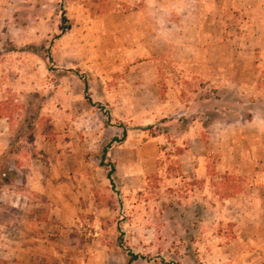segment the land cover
I'll list each match as a JSON object with an SVG mask.
<instances>
[{"label": "rangeland", "instance_id": "rangeland-1", "mask_svg": "<svg viewBox=\"0 0 264 264\" xmlns=\"http://www.w3.org/2000/svg\"><path fill=\"white\" fill-rule=\"evenodd\" d=\"M256 2L170 0L163 7L144 0L134 6L121 0H0V87L10 93L0 100V114L11 127L10 146L0 156V196L17 191L22 206L19 215L0 198V220L34 223L24 232L42 239H34L35 246L48 254V264H225L209 254L236 236L235 217L226 208L242 204L230 197L245 191L246 181L217 172V153L210 155V184L192 168L182 170L180 161L191 141L211 139L207 126L213 123L222 130L226 122L253 120L264 129V70L257 71L264 41L257 46ZM67 49L98 69L105 52L114 62L121 61L119 49H141L133 62L143 66L119 74L132 73V99L94 100L101 94L93 83L99 76L89 67H60ZM63 91L73 100H64ZM111 139L119 140L114 158L128 163L148 141H157L159 172L133 180L122 166L116 188L96 189L102 199L94 197L92 210L84 204V212H55L41 227L43 189L54 192L55 207L61 190L57 181L33 178L45 169L46 146L83 149L96 172L97 155ZM65 164L72 168L74 162ZM72 183L66 184L69 205L77 190ZM8 225L6 232H14ZM132 253L142 257L129 262ZM10 262L0 258V264Z\"/></svg>", "mask_w": 264, "mask_h": 264}, {"label": "crops", "instance_id": "crops-1", "mask_svg": "<svg viewBox=\"0 0 264 264\" xmlns=\"http://www.w3.org/2000/svg\"><path fill=\"white\" fill-rule=\"evenodd\" d=\"M123 5H135L140 0H121ZM146 2L155 3L163 7H167V1L170 0H144ZM256 1V0H255ZM257 4L254 8L257 9L256 17V33H257V46L261 45L264 41V0H257ZM264 48V43L262 44ZM66 50V49H65ZM67 62L62 63L60 67H66L68 69L89 67L93 71H96L97 76L94 80V87H98L101 91L99 96H94V100L99 102H114V101H130L131 93L134 85L132 73H125L126 78L120 76V72L125 70H133L135 66H143V64H136L133 62L134 55L138 54L135 52L142 51L141 49H119L117 53L121 52V61L110 62L108 55L111 51L105 52V56L100 63L99 69L95 65H91L81 59L79 52H74L73 49H67ZM137 50V51H136ZM257 71L261 73L264 70V49H257ZM260 55V57H259ZM263 55V56H262ZM262 56V59H261ZM120 58V57H119ZM132 60V61H131ZM110 62V63H109ZM32 69V67H31ZM2 70V67H0ZM120 76V78H117ZM16 77V76H15ZM129 78V80H127ZM17 83L21 82L20 77L16 78ZM121 79V80H120ZM5 76L0 75V85H4L3 81ZM258 80V79H257ZM15 80L12 81V85L16 83ZM79 85L81 81L75 79ZM83 83V82H82ZM258 83V81H257ZM84 85V83H83ZM89 85V83H88ZM82 86V85H81ZM142 86L141 84L138 85ZM110 87V88H109ZM90 91V88H89ZM83 92L85 93V88L83 86ZM10 93L6 90H1L0 87V100ZM64 94V100L72 101L73 97L71 94ZM91 98V97H90ZM113 105V104H112ZM71 113H67L69 116ZM256 117H262L261 115H256ZM9 118L6 115L0 114V156L3 155L9 148V138L11 127L9 125ZM227 126L220 130V127L215 128L214 123L207 126L211 139L208 141L203 140H193L190 142L189 150L184 156H181V169L186 170L188 167L192 168L196 176L204 175L206 181L210 184L213 175L211 174V169L213 165H210V155L217 153L218 160L214 165L217 172L232 175L237 179H242L246 184L245 191L238 192L235 196L230 198H236L237 200L241 198L242 204H235L227 207V212L231 214L234 218L235 223L233 229L235 230V237L228 241H224L218 246L216 253L209 254L217 261L222 260L225 264H264V129L262 127H257V123L253 120L249 121H237V122H226ZM129 147H125L128 150ZM113 148L110 149V156L114 158L115 153H113ZM45 153L47 157L44 159V167L41 172H35L33 178H36L38 182L54 183V181L59 182L61 190L58 192V202L55 207L53 205V194L52 190L45 186L46 195H41L43 204L39 209L40 214H45L44 223H41V227H46L48 225L47 218L52 219L53 214L56 212L61 215L69 214L70 212L77 211L79 209L81 212L86 210L87 204L91 206L87 207L88 211L92 210L94 207V197L100 199L101 197L96 191L100 189L102 192H106L110 185V181L107 178V173L102 169L96 167V172L93 171L94 168L93 158L88 160L85 158V151L83 149L78 150L72 149L73 152H68L67 148L63 145L49 144L46 146ZM139 153V154H138ZM136 156L131 157V161H123L115 159L117 162V170L120 167H125L124 175H134L135 178H141L147 176L154 172H159L160 170V152L158 151L157 141L150 140L145 145L144 150L138 152ZM133 154V153H132ZM131 155V154H129ZM56 157L55 163L53 158ZM127 160V158H125ZM40 161V160H35ZM73 161L74 165L72 168L67 167L65 162ZM92 161V162H91ZM188 161L190 163H188ZM34 164V163H33ZM44 170L46 172H44ZM94 174H97L96 178ZM195 176V177H196ZM201 177V176H200ZM99 178V179H97ZM76 182L74 185V199L73 203H70V194L67 193V188L70 189L71 186L67 187L68 182ZM73 184V183H72ZM53 188V185H50ZM73 190V191H74ZM31 192V191H29ZM97 192V193H96ZM3 191L1 200L8 201L4 202L8 206V209H13L17 214H21L19 202L14 196L19 195L17 191L12 192ZM30 194V193H29ZM84 198V202L79 200L80 197ZM82 201V202H81ZM88 201H90L88 203ZM79 205V206H78ZM85 207V209H83ZM29 208V207H28ZM6 209V208H4ZM20 210V211H19ZM49 216L47 217V215ZM0 220V230H3L2 236H0V258L5 260H11L10 263L14 264H48V254H41L36 243L39 244L38 240L41 238L32 237L31 234H26L25 230H31L34 223L25 221L21 218H13L11 223L5 218ZM62 221V220H61ZM13 227L11 231H8L9 225ZM5 231V232H4ZM45 235V234H44ZM52 257V254H51ZM58 264H67L64 261L58 262ZM155 264H160L156 262Z\"/></svg>", "mask_w": 264, "mask_h": 264}, {"label": "trees", "instance_id": "trees-1", "mask_svg": "<svg viewBox=\"0 0 264 264\" xmlns=\"http://www.w3.org/2000/svg\"><path fill=\"white\" fill-rule=\"evenodd\" d=\"M62 20L63 21L68 20L65 14L62 17ZM70 29H71L70 25L65 26V27H60V31H61L60 34H64ZM30 50H32V49H30ZM83 83H84L86 98L91 102L92 100H91L90 96L88 95L89 94L88 81L83 79ZM117 141H119V140L118 139H111V140L107 141L106 143H104L102 149L100 150L99 154L97 155V158L99 160V166L102 167L103 169H105V171L107 173V178L109 179L111 186L113 188H116V184L119 181V178L117 175L118 173H117L116 163L109 156V150L113 147L114 143ZM141 257L142 256H139L137 254L132 253L129 262L137 260Z\"/></svg>", "mask_w": 264, "mask_h": 264}]
</instances>
